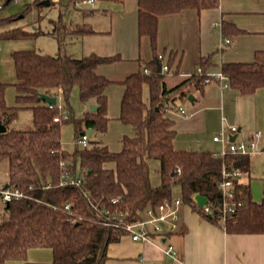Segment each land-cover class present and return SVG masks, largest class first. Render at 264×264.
<instances>
[{"label": "trees", "instance_id": "obj_1", "mask_svg": "<svg viewBox=\"0 0 264 264\" xmlns=\"http://www.w3.org/2000/svg\"><path fill=\"white\" fill-rule=\"evenodd\" d=\"M66 1L76 6L86 0ZM219 3L220 0H138V32L150 38L155 57L146 62L150 72L141 68L120 82L125 89L118 118L133 128L131 135L123 136L120 150H113L90 136L87 146L77 143L83 135H89V129L93 130L92 134L108 130L107 89L115 81L96 68L121 59L120 54L91 53L76 57L64 50L67 34L94 32L90 25L70 28L60 19L53 31L59 42L55 55L32 49L12 52L17 75L12 83L16 88V102H7L6 90L10 83L0 78V119L6 127V131L0 132V164H6L8 186L19 188L27 197L3 202L0 209V264L27 260L28 250L33 247L51 248L53 260L27 264H105L109 244L126 234L123 228L105 223L111 219L116 221L114 215L126 222L135 221L143 216L146 208L156 207L170 198L175 186L180 188L183 203L198 208L194 196L201 193L219 205L218 183L222 180L223 168L250 172V155L215 156L213 151L174 146L176 129L168 112L177 110L179 102L188 99L193 90L203 91L208 83L206 71L211 55L201 59L203 74L192 73L173 87H168L165 81L167 72L158 70L156 41L160 16L188 8L200 11L217 7ZM33 4L43 5L40 0H34L26 8ZM13 19L12 16L5 18L6 21ZM222 30L225 36L244 32L227 20H223ZM41 32L12 28L0 36L23 38ZM220 70L229 76V86L241 93H254L264 87V50L256 51L251 62H223ZM76 87L82 102L98 108L88 109L81 118L71 108H65L67 117L61 115V120L55 121L60 109L51 107L41 95L61 93L69 102ZM145 87H148L147 96ZM23 108L32 109L33 127H11ZM69 122L75 126L73 151L63 147L61 138L62 126ZM155 160L159 162L157 184L151 175V163ZM63 171L81 176L82 185L61 184ZM236 181L237 197L243 204L227 216V231L264 233V196L260 202L255 201L249 185L240 179ZM67 204L69 208L65 207ZM205 216L219 222L216 217Z\"/></svg>", "mask_w": 264, "mask_h": 264}, {"label": "crops", "instance_id": "obj_2", "mask_svg": "<svg viewBox=\"0 0 264 264\" xmlns=\"http://www.w3.org/2000/svg\"><path fill=\"white\" fill-rule=\"evenodd\" d=\"M43 1L40 0L43 5L51 3ZM99 2H103L101 8L97 7ZM83 3L88 4L83 1L77 6ZM89 7V10L83 8L82 18L75 26L88 24L94 32L73 34L77 38V47L81 48L76 57L91 53L121 55V59L99 64L96 68L115 81L108 87L107 94L108 91H117L121 103L125 86L120 82L141 68L150 72L146 62L154 59L155 50L148 36L139 35L138 0H96L95 5L89 4ZM223 20L244 32L225 36ZM225 37L230 42H225ZM258 50H264V0H220L217 7L200 11L188 8L159 18L156 52L162 53V63L171 67L172 76L168 80L165 77L168 87L195 73L201 67L203 57L211 55L207 71L217 72L223 62L253 61ZM144 91L147 96L148 87ZM119 105H112L108 95L110 120H119ZM179 105L185 108L186 114L178 110L168 112L174 120V146L177 149L221 151L223 144L213 137L226 125L223 116L227 117L228 123L234 122L239 126L238 132L229 136L228 141L232 137L237 141H249L256 131L264 133V87L245 94L232 86L225 87L213 78L202 92L193 95L192 100L188 97V101H181ZM14 121H18V116ZM115 123L121 133L125 132L120 141L112 142V147L119 148L123 136L127 131L132 134L133 128L120 120ZM259 144L264 145V138L259 140ZM250 162V172L244 173L240 180L249 185L253 199L260 202L264 196V152L251 154ZM7 183L6 173L4 179L0 178V187ZM165 241L174 245L176 260L164 252L162 244ZM142 255L145 256L144 262L140 260ZM52 260L51 248L33 247L28 250L27 260H8L2 264L51 263ZM105 264H264V233L229 232L221 222H214L197 207L183 203L178 229L162 238L161 243L157 240L134 241L127 234L122 235L118 241L109 244Z\"/></svg>", "mask_w": 264, "mask_h": 264}, {"label": "rangeland", "instance_id": "obj_3", "mask_svg": "<svg viewBox=\"0 0 264 264\" xmlns=\"http://www.w3.org/2000/svg\"><path fill=\"white\" fill-rule=\"evenodd\" d=\"M33 1L34 0H17V2H14L13 0H10L3 6V8H0V34L3 31L12 28H21L28 31L39 29L40 31H42L36 36L23 38L6 39L0 36V78L5 82L10 83L6 90V98L10 102H12V104H15L16 102V88L12 85V83L17 80L12 52L15 50L32 49L50 55L57 54L59 51V42L56 32L53 33L57 22L62 19L70 28H74L75 24H77V22L81 20L83 11H85L84 9L91 7H89V4L84 3L80 7H78L77 4L76 6H74L73 4L68 5L67 1L64 0L62 2H51L47 5L36 6L33 4L29 8H26L27 3L32 4ZM102 3L103 2H99L97 7L101 8ZM11 16L14 18L13 20H5V18ZM64 50L67 53L73 54V56H77V53L81 51V48H79V46L77 47V38H75L74 35L67 34L65 36ZM171 74V72H167V80L172 76ZM168 84L171 83L169 82ZM193 92L192 94L194 95L199 94L200 91L194 90ZM116 93L117 91H108L107 95H109L111 104H116V107H118L120 103L118 95ZM60 101L66 109L69 110V108H71L72 110H74L75 116L77 118L83 117L85 112L90 109V106H86V104L80 99L77 87L72 91L69 102L65 101L62 96ZM184 101H188V99ZM179 103L181 104V101ZM32 120V109L23 108L18 113V121L12 122L11 125L14 128L29 129L33 127ZM115 121L118 122L119 120H110V127H108V130L105 133L89 134L90 139L99 140L101 141V143L105 144L110 143L109 145L112 147V142L117 143L118 141H120V137L125 133H121V131L117 127L118 125L116 126ZM126 133V135H131L128 133V131ZM61 138L63 147L69 151H73L76 146V139L75 126L72 122L65 123L62 126ZM112 148L113 150H120L118 147ZM158 165L159 162L157 160L152 161L151 163V175L154 184H157L159 182V174L157 171ZM6 171L7 167L3 162L1 163L0 169L1 179L5 178L7 173ZM173 194H181L180 188L178 186L174 187ZM3 205V202L0 200V209H2Z\"/></svg>", "mask_w": 264, "mask_h": 264}, {"label": "built area", "instance_id": "obj_4", "mask_svg": "<svg viewBox=\"0 0 264 264\" xmlns=\"http://www.w3.org/2000/svg\"><path fill=\"white\" fill-rule=\"evenodd\" d=\"M10 0H0V8L8 3ZM17 2V0H13ZM51 2H60L64 0H49ZM86 2L90 5H94L96 0H86ZM225 42H230L228 37L224 38ZM163 54L159 53L157 60L160 61L161 70L164 72H170L171 67L167 63H162ZM146 72H149L147 68H145ZM195 73L203 74L204 70L202 67H199ZM207 82L210 79L219 80L223 86H229V76L223 73L221 70L217 72H208ZM191 75V74H190ZM57 96L56 104L49 105L51 107H57L60 109V115L54 118L55 121H60L61 117H67L68 113L65 109L64 105L60 101L61 95ZM59 99V100H58ZM181 114H186V110L184 107L179 106L177 109ZM62 115V116H61ZM223 121L226 122V125L221 129L219 133L214 135L213 139L215 141L221 142L223 144V149L221 151L215 152V156H221L228 153L239 154V155H251L260 152H264V145L260 146L259 140L264 138V133L262 130H258L255 133V136L249 141H237L230 140L228 141V137L234 135L238 132L239 126L237 123H228L227 117L223 116ZM78 144L82 146H87L89 144V135L85 134L77 141ZM62 164L64 162L62 161ZM244 175L242 170L233 169L227 170L223 168L222 180L218 183V187L221 193V201L220 204H214L210 202L208 198V202L203 206H199L198 209L203 215L216 217L219 219V222L225 225V220L228 215L235 213L236 209L243 204V200L238 199L237 191H236V180L241 179ZM61 184H74V185H82L83 179L81 176H77L72 174L69 171H63L61 176ZM27 197V194L20 190L19 188L8 187H0V200L2 202H10L12 200L21 199ZM117 201V198L114 199ZM183 204L182 198L180 195H172L170 198L164 199L160 202L156 207H148L145 209L143 216L135 221L126 222L123 217H119L114 215L113 218L117 219L116 221L108 220L106 224H112L117 228H123L126 231V234L134 241H154L157 240L161 243L162 238L167 237L172 232L178 229V221L180 218V207ZM69 208L67 204L65 206ZM163 250L164 252L171 256L173 259H177V252L175 247L170 242H164ZM142 262L145 261V256L142 255L140 257Z\"/></svg>", "mask_w": 264, "mask_h": 264}, {"label": "water", "instance_id": "obj_5", "mask_svg": "<svg viewBox=\"0 0 264 264\" xmlns=\"http://www.w3.org/2000/svg\"><path fill=\"white\" fill-rule=\"evenodd\" d=\"M45 3H49V0H45L43 1ZM158 70L160 71L161 70V65L158 63ZM41 98L45 101H47L48 103H51V104H56L57 102V96L56 95H49V94H45L43 93L41 95ZM189 99L192 100L193 99V95L190 94L189 95ZM98 106L95 105V104H90V110H95L97 109ZM6 131V127L5 125L2 123L1 119H0V132H4ZM89 134H92L93 133V130L92 129H89L88 131ZM235 137H232L231 140H234ZM5 187H8V184L5 186ZM194 200L197 202V204L199 206H203L204 204H206L208 202V196L207 195H204V194H201V193H197L195 196H194Z\"/></svg>", "mask_w": 264, "mask_h": 264}]
</instances>
